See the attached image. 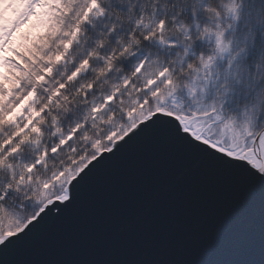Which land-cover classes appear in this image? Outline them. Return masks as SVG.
Returning a JSON list of instances; mask_svg holds the SVG:
<instances>
[{"label": "snow or ice", "instance_id": "6c2138e0", "mask_svg": "<svg viewBox=\"0 0 264 264\" xmlns=\"http://www.w3.org/2000/svg\"><path fill=\"white\" fill-rule=\"evenodd\" d=\"M0 6V171L8 174L0 185V264H264V0ZM117 13L129 17L127 26ZM98 23L89 44L87 30ZM50 36L59 39L56 52ZM77 44L84 55L49 89ZM153 45L165 61L147 50ZM126 57L131 76L121 75L90 111L95 121L128 89L136 93L132 106L102 140L84 136L83 147L74 146L80 125L65 134L56 114L62 99L72 100L64 99L69 84L92 77L77 89L88 100L93 80ZM49 124L53 141L41 147ZM26 146L36 152L31 162L21 158ZM64 149L74 155L49 170L48 160ZM180 158L188 166L166 178ZM127 161L121 189L100 206L96 223L75 229L79 242L65 258L12 259L49 225L74 219L104 171ZM40 169L47 175L35 176ZM193 175L201 179L190 186ZM210 177L217 178L212 189Z\"/></svg>", "mask_w": 264, "mask_h": 264}, {"label": "clouds", "instance_id": "9594fccd", "mask_svg": "<svg viewBox=\"0 0 264 264\" xmlns=\"http://www.w3.org/2000/svg\"><path fill=\"white\" fill-rule=\"evenodd\" d=\"M114 2V0H101V3L104 4L106 7L111 5ZM115 12V9H110V15ZM117 18L119 20H122L125 26H127L129 17L124 14L117 13ZM71 21H69V24ZM99 23L97 24L96 28H90L88 29V39L89 44H91L97 37L99 32ZM170 35H175L174 32H172L171 29H169ZM60 39H63V37H60ZM48 44L50 45V51L56 52L60 45H59V39H57L56 36H50L48 37ZM109 47H113L112 45H109ZM148 51H151L154 57H158V59L163 62L165 61L167 57V53L159 49L156 46H151ZM85 53V47L83 44H77L72 49V52L69 56V63L67 66L61 65L59 67H56V73L54 79L51 80V82L48 84V88H52L55 83L59 82L60 80L64 79L65 73L71 69L72 64L71 61L73 59L79 60ZM127 63V68L124 67V64ZM55 66V65H54ZM134 67L133 63L128 62V58L126 57L123 62L117 63L114 65V71L111 73V75L108 76H98L95 80H93L94 83H96V90L92 92L89 96L88 100H82L80 99V96H82L81 92H78L77 89L80 88V86L86 84L88 80L93 79L92 77L82 78L78 83L69 84L67 92L64 94V99H67L68 96L72 97V100L68 103H64V100L62 99L60 101V107L59 110L56 112L57 118L60 120L61 124L63 125V131L65 134L69 130H71L75 125H80V136H78L74 141L73 145L77 147H83V144H81V137L87 136L91 140H97V139H103V136L107 131L109 130V125L113 124L115 122L119 121V118L121 116V111L123 109L129 108L132 106L131 101L135 99L136 93L133 92L131 89H128L126 92H124L123 95V103L120 99H117L111 107H109L106 111L100 113L99 118L95 121L92 118V113L90 111L92 102L95 101L97 104L101 102V97L104 95L111 94L113 87L119 85V78L123 74H127L131 76L132 68ZM96 80H99L100 82H96ZM65 83H68L67 80H64ZM137 86L141 85L140 78H137ZM121 91L123 90V87L121 86ZM46 94L47 89H44L40 92L39 99L41 102H46ZM140 96H144V93L141 92ZM55 111V107H54ZM113 113H115V116H113ZM86 122L88 124V127L85 128L83 123ZM51 125L49 124L45 128V135H44V143L41 145V147H44L48 145L50 142L53 141L52 134L48 131V127ZM74 155V153L68 152L67 149H64V151L60 152L56 157L50 158L47 162V167L49 170H54L55 168H58L61 163H64L68 158H71ZM36 152L32 149L31 146H26L22 153L21 158L25 161L31 162L33 159H35ZM44 175H47V173L44 172L43 169L38 170L35 173V176L42 177ZM8 182V174L6 171H0V185H3ZM33 191L31 192V196L33 199L37 198V192L35 191L36 184L33 183L31 186ZM29 188L25 187L23 189V192H21V195H23L24 192H28Z\"/></svg>", "mask_w": 264, "mask_h": 264}, {"label": "water", "instance_id": "95a60500", "mask_svg": "<svg viewBox=\"0 0 264 264\" xmlns=\"http://www.w3.org/2000/svg\"><path fill=\"white\" fill-rule=\"evenodd\" d=\"M189 158H180L166 178H171L175 168L188 166ZM132 161L119 164L106 169L99 182L89 193L85 195V206L81 213L74 219L65 221L60 225H49L35 240L26 244L12 259L18 260H53L65 258L70 244L78 243L77 227L86 228L100 219L102 204H107L111 198L119 192L124 179L127 177ZM201 179L199 175H193L187 179L188 185H195ZM216 177H210L209 189L214 188ZM43 215V214H42ZM31 227V225H29ZM27 231V230H26Z\"/></svg>", "mask_w": 264, "mask_h": 264}, {"label": "rangeland", "instance_id": "374dc122", "mask_svg": "<svg viewBox=\"0 0 264 264\" xmlns=\"http://www.w3.org/2000/svg\"><path fill=\"white\" fill-rule=\"evenodd\" d=\"M0 8H2V6H0Z\"/></svg>", "mask_w": 264, "mask_h": 264}]
</instances>
